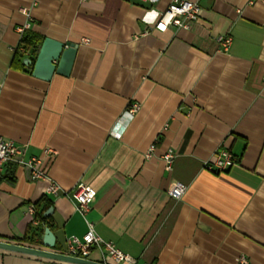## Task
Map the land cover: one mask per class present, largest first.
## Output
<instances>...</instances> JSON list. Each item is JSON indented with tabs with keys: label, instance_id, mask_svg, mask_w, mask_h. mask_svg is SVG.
Returning <instances> with one entry per match:
<instances>
[{
	"label": "crops",
	"instance_id": "crops-1",
	"mask_svg": "<svg viewBox=\"0 0 264 264\" xmlns=\"http://www.w3.org/2000/svg\"><path fill=\"white\" fill-rule=\"evenodd\" d=\"M169 1L0 0V134L28 155L55 150L48 179L14 162L0 171V239L40 244L34 203L47 197L56 251L91 225L139 263L264 264V2L196 0L197 20L161 31ZM25 34L77 42L71 74L47 81L33 63L14 67L17 47L33 60L41 47L21 46ZM224 146L236 164L210 171ZM49 179L94 187L89 211L48 194ZM29 228L39 234L22 239ZM103 256L94 247L89 258ZM0 264L75 263L0 248Z\"/></svg>",
	"mask_w": 264,
	"mask_h": 264
},
{
	"label": "built area",
	"instance_id": "built-area-1",
	"mask_svg": "<svg viewBox=\"0 0 264 264\" xmlns=\"http://www.w3.org/2000/svg\"><path fill=\"white\" fill-rule=\"evenodd\" d=\"M155 1V0H153ZM262 1L264 0H257ZM25 11L26 8H23ZM201 13V5L196 0H170L166 8L161 11L157 20L154 23V27L158 30L164 31L169 25H175L178 27L188 26L192 21L199 18ZM264 25V23H263ZM30 26V22H27L24 26L20 27L21 31ZM219 40L227 46L230 43V36H219ZM139 108L138 103H133L128 110L130 114H133ZM155 149V144H151L146 155L150 156ZM55 154V150L51 148H45L42 156L28 155L27 147L25 145L18 144L14 140L7 139L0 134V171L4 170L9 163H17L24 167H27L32 179H48L44 162L46 158L52 157ZM163 159L165 160V167L167 170H172L175 161V152L172 148L168 149L164 153ZM236 160L233 152L228 147H222L214 152L211 159L207 160L205 166L207 169L213 172L229 170ZM186 189V185L181 181H176L174 185L169 189V194L172 197L180 198ZM48 194L59 195L63 194L72 198L77 205V209L86 214L91 208V204L96 196V189L86 183H78L71 190H64L57 182L49 179V184L46 187ZM31 209H33L31 207ZM38 223V221H35ZM94 247H102L104 251L103 262L106 264H154V263H139L135 258L125 253L118 248L113 241L103 239L90 225L89 230L83 235H70L67 237V247L65 253L89 258V255ZM240 264H248V260L245 256L239 258Z\"/></svg>",
	"mask_w": 264,
	"mask_h": 264
},
{
	"label": "water",
	"instance_id": "water-1",
	"mask_svg": "<svg viewBox=\"0 0 264 264\" xmlns=\"http://www.w3.org/2000/svg\"><path fill=\"white\" fill-rule=\"evenodd\" d=\"M79 44L71 40H59L50 36L44 37L35 60L24 58V62L32 65V75L50 81L55 74L69 76L76 58ZM54 207L50 206L45 211V216L53 213ZM44 225V233L40 244H24L0 239V248L41 256L75 264H106L91 258H84L51 249L55 246L56 235L51 227Z\"/></svg>",
	"mask_w": 264,
	"mask_h": 264
},
{
	"label": "trees",
	"instance_id": "trees-1",
	"mask_svg": "<svg viewBox=\"0 0 264 264\" xmlns=\"http://www.w3.org/2000/svg\"><path fill=\"white\" fill-rule=\"evenodd\" d=\"M33 39L36 42H40L42 39V36L40 35H28L25 34L21 40V46H24L25 48H28L30 46V44L32 43ZM24 64V52L20 49V47H17L15 50V54H14V58H13V62L12 65L14 67H19L22 66ZM2 174H0V178H2ZM53 205V202L51 199L47 198V197H42L41 199H39L38 201H36L34 203V207H35V215L34 217L36 219H38V223H40V232L43 231V224H48L49 226L53 227V223L51 222L52 220V216H45V211ZM37 234H39L36 230H33L32 228L28 230L27 234L22 238L24 240L26 239H32L34 238Z\"/></svg>",
	"mask_w": 264,
	"mask_h": 264
}]
</instances>
